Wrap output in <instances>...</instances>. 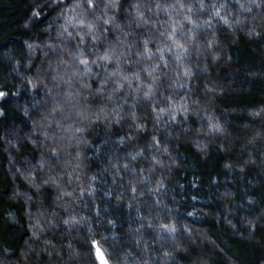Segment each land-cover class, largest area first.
Listing matches in <instances>:
<instances>
[{
  "label": "trees",
  "instance_id": "16d2710c",
  "mask_svg": "<svg viewBox=\"0 0 264 264\" xmlns=\"http://www.w3.org/2000/svg\"><path fill=\"white\" fill-rule=\"evenodd\" d=\"M256 2L0 0V264H264Z\"/></svg>",
  "mask_w": 264,
  "mask_h": 264
},
{
  "label": "snow or ice",
  "instance_id": "6c2138e0",
  "mask_svg": "<svg viewBox=\"0 0 264 264\" xmlns=\"http://www.w3.org/2000/svg\"><path fill=\"white\" fill-rule=\"evenodd\" d=\"M86 3H87V8L91 11H95L96 8H97V3H96V0H86ZM250 3L252 5H255L256 7H260V4H257L256 0H250ZM116 6V3L113 2V3H110L108 5H106V7H115ZM81 7V4L80 3H77L73 6V9L71 11H75L76 8H79ZM157 7H159V5H157ZM240 9L241 10H244V11H251V7L249 8H245L244 4H240ZM217 15H219V12H217ZM110 20L111 18H109L108 20H105V23H110ZM225 23H228L227 20H225ZM79 24H80V27H87L90 31L92 30V25L91 24H88V25H85L84 21L83 20H80L79 21ZM65 31H67V29H65ZM175 32V29H173V33ZM178 47H183V45H180V44H177ZM31 47V46H30ZM162 51V50H161ZM186 51V49H185ZM145 52L147 53V47L145 45ZM112 57H113V52L111 50H109L108 52H106L103 56H101L99 59L105 61V62H111L112 60ZM149 58H150V54H149ZM177 59H180L179 56H177ZM96 61H92V63H95ZM80 63L82 64H85L87 65L89 63L88 60H81ZM167 66V65H165ZM118 73L117 72H113V73H110L109 74V78L113 77V76H116ZM149 75H152V73H149ZM187 75V73H186ZM124 79H127V77H124ZM181 87H183V85H180ZM123 87L122 84H117V91H119L121 88ZM5 94L3 92H0V97L4 96ZM151 95V90H149L148 92L145 93V97H148ZM161 112H167L168 110L167 109H161L160 110ZM171 115V113H169ZM157 119H159V115H157ZM172 119L175 120V115H172ZM218 130V129H217ZM79 131V129H78ZM158 143V141H157ZM65 223H67V221H65Z\"/></svg>",
  "mask_w": 264,
  "mask_h": 264
},
{
  "label": "rangeland",
  "instance_id": "374dc122",
  "mask_svg": "<svg viewBox=\"0 0 264 264\" xmlns=\"http://www.w3.org/2000/svg\"><path fill=\"white\" fill-rule=\"evenodd\" d=\"M101 252L98 250L97 254L100 255L99 259H100V264H108L105 257L103 255L100 254Z\"/></svg>",
  "mask_w": 264,
  "mask_h": 264
}]
</instances>
